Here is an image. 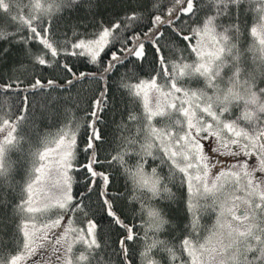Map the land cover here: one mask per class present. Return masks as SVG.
<instances>
[{"label":"snow or ice","instance_id":"6c2138e0","mask_svg":"<svg viewBox=\"0 0 264 264\" xmlns=\"http://www.w3.org/2000/svg\"><path fill=\"white\" fill-rule=\"evenodd\" d=\"M0 264H264V0H0Z\"/></svg>","mask_w":264,"mask_h":264}]
</instances>
